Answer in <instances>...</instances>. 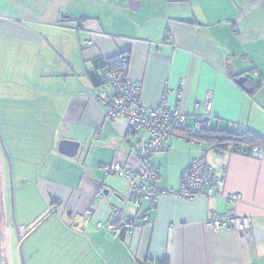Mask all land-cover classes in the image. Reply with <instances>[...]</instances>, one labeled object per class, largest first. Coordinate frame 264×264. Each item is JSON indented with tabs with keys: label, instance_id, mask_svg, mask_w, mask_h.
Instances as JSON below:
<instances>
[{
	"label": "crops",
	"instance_id": "obj_1",
	"mask_svg": "<svg viewBox=\"0 0 264 264\" xmlns=\"http://www.w3.org/2000/svg\"><path fill=\"white\" fill-rule=\"evenodd\" d=\"M27 23L35 28L25 33ZM25 34L51 49L47 63L56 69L45 71L50 66L40 62L43 71L35 69L30 80L22 73L29 96L9 95L31 105L25 131L43 142L24 160L43 196L35 223H47L49 235L35 264H264V0H0V52L11 49L5 38ZM117 56L141 84L143 107L179 105L191 128L204 113L196 103L208 99L210 130L240 128L263 138L259 158L229 146L218 157L184 130L153 158L159 185L179 191L183 172L199 159L224 174L223 185L208 197L165 195L153 209L146 201L132 205L129 179L109 177L103 167L136 169L129 146L139 139L127 134L123 117L106 120L95 92L111 93V85L95 88L87 78ZM61 140L79 144L74 157L58 152ZM229 195L240 199L230 202ZM114 211L136 218L129 234L113 237L97 227ZM228 211L251 219L247 238L208 226Z\"/></svg>",
	"mask_w": 264,
	"mask_h": 264
},
{
	"label": "built area",
	"instance_id": "obj_2",
	"mask_svg": "<svg viewBox=\"0 0 264 264\" xmlns=\"http://www.w3.org/2000/svg\"><path fill=\"white\" fill-rule=\"evenodd\" d=\"M85 44L90 45L91 42L85 41ZM108 80L112 87L111 93L104 90L95 92L96 100L105 105L106 113L104 116L106 120L113 121L118 116H122L126 120L128 135L140 140L137 144L129 146L130 155L138 160L136 169L113 162L105 165L103 170L109 177L129 179L132 205L140 209V202L146 201L148 209H153L157 206L161 196L173 195L181 199L210 196L215 188L223 185L224 174H217L205 160L199 159L193 160L183 172L180 190L178 192L168 191L157 183V168L153 165L154 154L162 151L165 148L166 140L176 137L179 130H187L193 134L209 128L211 121L210 100H205L201 105L196 103L195 109L201 106L204 113L195 115L193 126L187 128L188 119L180 110L179 105L172 109H167L166 106L143 107L140 103V83L128 77L121 78L120 74L116 73H110ZM183 85L184 82L182 81L181 88ZM178 97H182V89L179 91ZM161 103L164 104L165 102L162 101ZM229 148L233 152L259 158V155L257 156L258 147L249 150L246 146L236 149L233 145H229ZM213 152L216 156L222 157L225 150L214 147ZM98 196L102 197L99 194ZM227 198L230 202H235L240 199V196L229 195ZM144 221H146V217ZM135 222L136 218L116 211L105 223H99L98 227L109 230L114 237H120L123 234H129ZM208 226L214 231L234 230L247 238L251 222L248 217H238L232 211H228L224 217H212Z\"/></svg>",
	"mask_w": 264,
	"mask_h": 264
},
{
	"label": "rangeland",
	"instance_id": "obj_3",
	"mask_svg": "<svg viewBox=\"0 0 264 264\" xmlns=\"http://www.w3.org/2000/svg\"><path fill=\"white\" fill-rule=\"evenodd\" d=\"M47 19H52V12L48 14ZM20 28L27 33L29 29L32 30L35 26L27 23ZM5 39L12 46H9L11 49L7 52H0V65H3V61L5 64L2 66L3 73H0V176L2 181V211L5 215L2 239L3 259L4 264H35V260L41 252V244L43 245L48 237L44 240L43 238L49 235L46 231L47 223L43 224V221L35 223L36 217L40 216L38 211L43 196L37 175L34 178L31 177L30 174H34L33 168L24 160H32L39 150L36 147L41 146L43 142L41 141V145H39L38 133L25 131L24 120L28 117L27 113L31 114L30 116L33 118L34 115L32 114L35 112L31 110V105L27 107L28 103H26L27 106L24 104L26 100L11 99L9 95L13 92L17 97V93L19 95L24 93L23 85L25 87V84L22 83V73L28 81L33 77L35 69L43 71L44 68L38 67V64L44 60H46L44 63H47L51 49H48L43 42L41 44L39 38L34 39L27 34L20 38L11 36ZM21 49H25V52L20 51ZM46 66L50 65L47 63ZM44 70L56 71L52 64L50 69ZM8 72L9 77H7ZM1 79L4 80V83ZM24 91L29 96L30 86H26ZM163 106L171 109L165 103H160L157 107ZM186 117L188 119L187 115ZM18 118L21 121L19 126L17 124ZM12 124L17 125L13 126ZM181 132L182 130H179L177 134L181 135ZM96 197H99L97 193ZM40 224L42 227L39 229L37 227ZM29 225L31 227H28Z\"/></svg>",
	"mask_w": 264,
	"mask_h": 264
},
{
	"label": "trees",
	"instance_id": "obj_4",
	"mask_svg": "<svg viewBox=\"0 0 264 264\" xmlns=\"http://www.w3.org/2000/svg\"><path fill=\"white\" fill-rule=\"evenodd\" d=\"M106 65L103 67V71L100 73L91 71L87 73V78L95 88H100L105 85H109L108 75L110 73L120 74L121 78H126V60L125 57L117 56L106 61ZM110 72L107 77H105ZM100 90V89H99ZM102 90V89H101ZM109 93V92H108ZM190 140L198 143H205L207 146H212L220 149H226L229 145H233L234 148L240 149L246 146L249 150L255 147H259L263 143V138L249 133L240 128L233 130H221L211 131L210 127L206 130L187 135Z\"/></svg>",
	"mask_w": 264,
	"mask_h": 264
},
{
	"label": "water",
	"instance_id": "obj_5",
	"mask_svg": "<svg viewBox=\"0 0 264 264\" xmlns=\"http://www.w3.org/2000/svg\"><path fill=\"white\" fill-rule=\"evenodd\" d=\"M78 148L79 144L72 141L61 140L58 143V152L66 157H74L77 153ZM4 223L5 215L2 211V181L0 176V264H4L2 249Z\"/></svg>",
	"mask_w": 264,
	"mask_h": 264
},
{
	"label": "bare ground",
	"instance_id": "obj_6",
	"mask_svg": "<svg viewBox=\"0 0 264 264\" xmlns=\"http://www.w3.org/2000/svg\"><path fill=\"white\" fill-rule=\"evenodd\" d=\"M118 117H122V116H118ZM125 119V118H124ZM116 120V118L113 120V121H110L111 123H114V121ZM127 126V125H126ZM128 134V133H127ZM140 140V139H139ZM158 153V152H157ZM157 153H155V154H157ZM155 154H154V156H155ZM154 156H153V158H154ZM116 163V162H115ZM119 164V163H118ZM153 165L155 166V164L153 163ZM156 179H157V173H156ZM181 179H182V177H181ZM157 183H158V180H157ZM159 184V183H158ZM165 189V188H164ZM166 190H168V189H166ZM168 191H172V190H168ZM172 192H176V191H172ZM178 192V191H177ZM102 195L101 193H97V195ZM169 196H173V195H169ZM199 197H208V196H199ZM177 198V197H176ZM194 198H196V197H194ZM194 198H192V199H194ZM192 199H184V200H192ZM159 200V199H158ZM233 212V211H232ZM228 213V212H227ZM227 213L226 214H224V215H218V217H224L225 215H227ZM234 213V212H233ZM234 215H236V214H234ZM236 216H238V215H236ZM238 217H246V216H238ZM249 218V217H248ZM250 219V218H249ZM250 222H251V219H250ZM222 230V229H221ZM220 231V230H219ZM230 231H234V230H230ZM234 232H236V231H234ZM236 233H238V234H240L239 232H236ZM240 235H242V234H240Z\"/></svg>",
	"mask_w": 264,
	"mask_h": 264
}]
</instances>
